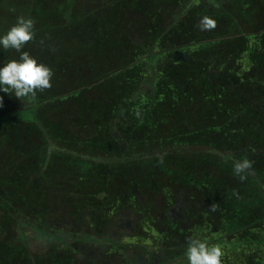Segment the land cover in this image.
Masks as SVG:
<instances>
[{
    "label": "trees",
    "instance_id": "obj_1",
    "mask_svg": "<svg viewBox=\"0 0 264 264\" xmlns=\"http://www.w3.org/2000/svg\"><path fill=\"white\" fill-rule=\"evenodd\" d=\"M20 16L36 22L23 51L54 76L21 106L0 91V264H99L79 259L78 243L32 255L17 228L63 210L79 222L91 208L101 234L151 200L184 201L188 221L150 215L164 227L162 264H188V239L221 231L233 234L235 264H264V51L249 48L264 0H0V36ZM203 16L217 27L201 31ZM19 55L0 46V68ZM156 57L158 68L147 62ZM173 142L214 151L165 153ZM245 158L253 169L241 182L233 161Z\"/></svg>",
    "mask_w": 264,
    "mask_h": 264
},
{
    "label": "rangeland",
    "instance_id": "obj_2",
    "mask_svg": "<svg viewBox=\"0 0 264 264\" xmlns=\"http://www.w3.org/2000/svg\"><path fill=\"white\" fill-rule=\"evenodd\" d=\"M95 3L100 4L99 1L93 4ZM187 8L185 9L187 10ZM186 10L183 13L179 11L177 17L180 16L181 19L185 15ZM258 34L257 36L259 37H256V40L254 38L250 40L249 48L253 52L255 50L252 45H257L259 51H264V31L263 34ZM260 35H263V37ZM135 36L132 35L133 41L146 46V43L142 40L144 37L139 36L138 38L136 36L135 38ZM152 47L148 48L147 55L155 53V47ZM250 55L251 53L244 54V62L248 65ZM147 62L151 63L153 67L158 68L163 61L156 57ZM150 90V83L144 82L140 85L139 95H146L150 93ZM24 104L26 103L23 102L20 106ZM175 143L173 142V144L168 145L164 150L165 153H177L180 151L200 152L202 150L214 151L205 147ZM54 147L58 148L56 145L52 147L56 149ZM151 201L154 203V206L145 205L144 210L139 213L131 207L124 208L115 214L112 221L107 225L105 232L102 231L101 234L98 233V226L93 223V216H90L93 210L88 208L82 221L77 222L74 217L68 215L67 210H63L60 214L50 217L48 224L40 226L38 230L32 226L18 227L17 235L20 240L26 243L32 255H44L55 244L78 243L74 245V249L79 259L84 257V259L92 258V260L100 262L99 264H162L161 262L166 261L168 258L167 251L163 246V237L160 233L164 227H159L158 223L151 224L149 221L150 215L153 212L158 222L161 219L164 220L166 216L182 218L184 201H181L180 204L178 200L177 204H173V207L169 209L162 207L158 200ZM186 222L188 221L182 218L181 225L185 227ZM219 239H222L221 241L223 242H217ZM200 240L208 243L210 246L219 245L221 247L224 252V256L222 257L223 264H235L237 262L236 257L238 255L227 245V243L230 244L233 240V234H228L225 231L216 233V235L207 233Z\"/></svg>",
    "mask_w": 264,
    "mask_h": 264
},
{
    "label": "clouds",
    "instance_id": "obj_3",
    "mask_svg": "<svg viewBox=\"0 0 264 264\" xmlns=\"http://www.w3.org/2000/svg\"><path fill=\"white\" fill-rule=\"evenodd\" d=\"M35 20L20 16L16 23L3 36H0V46L4 50H15L19 53V59L9 60L0 68V91L14 94L20 100H35L38 92H44L52 88L53 70L43 63H39L29 52L23 51L28 43L36 38ZM201 31L214 30L217 27L216 20L209 16H203L198 24ZM43 43V41H41ZM2 107V97H0ZM253 162L248 159L234 160L233 172L240 181H245L251 174ZM238 196V193H234ZM219 208L213 203L209 211L216 212ZM186 258L188 264H223L224 252L219 245H209L200 239L189 238L187 241Z\"/></svg>",
    "mask_w": 264,
    "mask_h": 264
}]
</instances>
